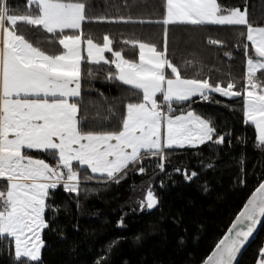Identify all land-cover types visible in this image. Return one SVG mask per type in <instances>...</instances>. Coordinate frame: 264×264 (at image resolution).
<instances>
[{"label": "snow or ice", "instance_id": "snow-or-ice-1", "mask_svg": "<svg viewBox=\"0 0 264 264\" xmlns=\"http://www.w3.org/2000/svg\"><path fill=\"white\" fill-rule=\"evenodd\" d=\"M135 5L125 2V8ZM163 14L152 18L129 16H90L89 0H26L24 14H17L8 0H0V241L14 245V264H41L42 238L51 223L47 212H56L51 203L55 191L79 194L81 169L85 180L120 183L130 166L146 158H158L157 167L165 171L170 150L198 148L209 142L225 143L212 121L190 108V104L209 101L212 94L233 98L243 96L245 123L254 126L257 147L264 148V26L249 20V10L227 8L219 0H162ZM91 22L157 24L163 26V46L124 39V45L138 49V61L115 50L114 39L105 34L102 42L84 30ZM27 25L51 34L56 51L34 45L19 31ZM244 26L246 84L238 90L234 81L226 85L210 78H188L169 58L170 26ZM208 43H220L209 39ZM111 54V58L106 56ZM230 56V53H226ZM188 66L194 67L191 61ZM88 66H96L95 68ZM104 66H114L107 79L118 81L142 98L125 105L119 130H107L103 121L115 116L113 107L94 113L83 99L85 81L96 78ZM170 70V73L167 71ZM200 72H196L198 77ZM101 95H103L101 93ZM188 102V110L177 114L175 105ZM100 127L101 130H93ZM30 150L57 158L55 166L33 158ZM207 167L211 168L209 164ZM93 175H87V171ZM144 167L138 172L143 173ZM191 182L197 172L175 169ZM207 189L205 188V191ZM151 188L140 202L141 210L157 207ZM264 218V182L260 183L235 217L227 232L215 245L204 264H234L238 254ZM123 226V220L120 221ZM264 264V249L261 261Z\"/></svg>", "mask_w": 264, "mask_h": 264}, {"label": "trees", "instance_id": "trees-1", "mask_svg": "<svg viewBox=\"0 0 264 264\" xmlns=\"http://www.w3.org/2000/svg\"><path fill=\"white\" fill-rule=\"evenodd\" d=\"M126 0H89L90 16H133L152 18L163 14L162 0H135L125 8ZM132 3V0H127ZM227 8L249 10V20L264 26V0H219ZM17 14H24L26 0H8ZM84 30L102 42L105 34L114 39V49H123L126 58L138 61V49L124 45V39L141 40L163 46V26L157 24L91 22ZM19 31L33 44L46 51L59 49L51 34L20 25ZM244 26H170L169 58L181 67L188 78H210V82L226 85L230 80L238 90L246 84V57L254 50ZM209 39L220 43L211 45ZM226 53H230L226 55ZM106 56L111 58L110 53ZM191 61L192 66L186 64ZM95 68L96 66H88ZM114 66H104L96 78L85 81L83 99L93 115V105L102 114L113 107L115 116L103 121L107 130H119L125 105L142 98L136 90L107 79ZM170 73V70H167ZM200 75L197 77L196 72ZM264 83V73H257ZM101 93L103 95H101ZM190 104L191 110L212 121L218 134L225 135L222 145L211 142L198 148L170 150L165 171L157 167L158 158H146L142 164L130 166L120 183L102 182L105 178L85 180L79 194L62 187L51 201L56 212H47L50 229L45 230L41 264H202L227 232L250 194L264 181V148L257 147L254 126L245 123L243 96L235 98L212 94L209 101ZM177 114L188 110V102L175 105ZM93 130L99 131L100 127ZM33 158L44 159L52 166L57 158L39 151H29ZM209 164L211 168L207 167ZM145 171L138 172L139 167ZM197 172L191 182L175 169ZM87 175H93L89 170ZM0 180V188L6 185ZM151 188L158 198L157 207L141 210L140 202ZM205 188L207 189L205 191ZM123 220V226L120 221ZM264 249V225L254 243L238 264H257ZM14 245L0 241V264H14Z\"/></svg>", "mask_w": 264, "mask_h": 264}, {"label": "water", "instance_id": "water-1", "mask_svg": "<svg viewBox=\"0 0 264 264\" xmlns=\"http://www.w3.org/2000/svg\"><path fill=\"white\" fill-rule=\"evenodd\" d=\"M264 182V181H263ZM256 190V189H255ZM255 190L250 194V196L248 197V199L249 198H251V196H252V194L255 192ZM247 199V200H248ZM247 202V201H246ZM245 205V204H244ZM243 208V207H242ZM242 210V209H241ZM234 220H235V218H234ZM234 220H233V222H234ZM232 222V223H233ZM231 223V224H232ZM263 225H264V218H262V222L257 226V228H256V230H255V232H254V234H253V236L250 238V240L247 242V244H246V246L241 250V252L238 254V256H237V259H236V261L234 262V264H238L239 263V261H240V259L242 258V256L246 253V251L250 248V246L254 243V241L257 239V237H258V235H259V233H260V231H261V229H262V227H263ZM214 250V249H213ZM212 250V251H213ZM211 254V253H210ZM209 254V255H210ZM206 260V259H205ZM202 264H204V262L202 263Z\"/></svg>", "mask_w": 264, "mask_h": 264}, {"label": "crops", "instance_id": "crops-1", "mask_svg": "<svg viewBox=\"0 0 264 264\" xmlns=\"http://www.w3.org/2000/svg\"><path fill=\"white\" fill-rule=\"evenodd\" d=\"M35 45V44H34ZM30 151H36V150H30ZM90 171V170H89ZM4 181V180H3ZM261 259L257 262V264H260Z\"/></svg>", "mask_w": 264, "mask_h": 264}, {"label": "rangeland", "instance_id": "rangeland-1", "mask_svg": "<svg viewBox=\"0 0 264 264\" xmlns=\"http://www.w3.org/2000/svg\"><path fill=\"white\" fill-rule=\"evenodd\" d=\"M227 98V97H226ZM233 98H235V97H233ZM74 194H76V193H74Z\"/></svg>", "mask_w": 264, "mask_h": 264}, {"label": "built area", "instance_id": "built-area-1", "mask_svg": "<svg viewBox=\"0 0 264 264\" xmlns=\"http://www.w3.org/2000/svg\"><path fill=\"white\" fill-rule=\"evenodd\" d=\"M201 101V100H200Z\"/></svg>", "mask_w": 264, "mask_h": 264}]
</instances>
